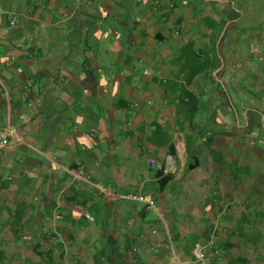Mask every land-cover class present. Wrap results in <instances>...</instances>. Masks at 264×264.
Masks as SVG:
<instances>
[{"label": "crops", "instance_id": "crops-1", "mask_svg": "<svg viewBox=\"0 0 264 264\" xmlns=\"http://www.w3.org/2000/svg\"><path fill=\"white\" fill-rule=\"evenodd\" d=\"M154 1L0 0V264H264V0Z\"/></svg>", "mask_w": 264, "mask_h": 264}, {"label": "built area", "instance_id": "built-area-1", "mask_svg": "<svg viewBox=\"0 0 264 264\" xmlns=\"http://www.w3.org/2000/svg\"><path fill=\"white\" fill-rule=\"evenodd\" d=\"M153 5H154V7L156 9H158L161 12L170 10V9H172L174 7V4H173L172 0H160V2H159V0H156V1H154ZM15 23H16V19L15 18H11L9 20L10 27H13L15 25ZM250 52L258 60H260V61L264 60V50H259L257 47L252 46L251 49H250ZM145 74L149 75L150 73L149 72H145ZM0 145L1 146H6L7 145V141H6V138L4 136L0 137ZM160 169L161 168H159V170ZM127 199L129 201H132V202H138L140 204H144L147 209H150V210L154 209V202L152 200L147 199L143 195H140V194L131 195V196H128ZM85 218L87 220H91V217L89 216V214H85ZM167 240H168L170 246H172V239H171V237L169 235L167 236ZM195 257H196V260H195L194 264H204L205 263L204 254L202 252H200L199 249L196 251Z\"/></svg>", "mask_w": 264, "mask_h": 264}, {"label": "rangeland", "instance_id": "rangeland-1", "mask_svg": "<svg viewBox=\"0 0 264 264\" xmlns=\"http://www.w3.org/2000/svg\"><path fill=\"white\" fill-rule=\"evenodd\" d=\"M188 200L187 206H179L178 201H174V206L170 207V212L166 214L163 212V219L158 218L159 221V227L160 229H167L166 232L168 231L169 236L171 237L173 243H174V233L177 231H180L182 229V226L180 224H185L183 221L187 223L192 222V218H194L192 209L193 206H188V205H193L190 204L193 199L190 197L192 201L189 200V197H185ZM181 202V201H180ZM174 230V231H173ZM167 246V244L165 245ZM169 249V248H168ZM196 260V257H195ZM204 264H210V259L208 260L207 263Z\"/></svg>", "mask_w": 264, "mask_h": 264}, {"label": "trees", "instance_id": "trees-1", "mask_svg": "<svg viewBox=\"0 0 264 264\" xmlns=\"http://www.w3.org/2000/svg\"><path fill=\"white\" fill-rule=\"evenodd\" d=\"M247 75H250L252 78L257 80L255 77L258 75H264V62L259 65H257L253 70H250L247 72ZM158 183H159V188L162 189L165 187L166 183L170 181V177H162V174L158 173L157 175ZM194 241L190 240V237L185 240V242L178 244L175 248L174 254L177 257V259L180 262L184 261H190L193 262L195 261V257L192 254L193 248H194ZM210 253L214 254L215 249L214 246H210ZM129 252L135 256L134 251L130 248ZM122 262H115V264H120Z\"/></svg>", "mask_w": 264, "mask_h": 264}]
</instances>
